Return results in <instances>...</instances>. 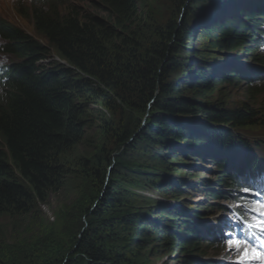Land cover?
Masks as SVG:
<instances>
[{"label": "trees", "instance_id": "1", "mask_svg": "<svg viewBox=\"0 0 264 264\" xmlns=\"http://www.w3.org/2000/svg\"><path fill=\"white\" fill-rule=\"evenodd\" d=\"M82 1L20 0L16 4L18 14L31 22L35 32L58 51L66 64L50 60L42 42L19 26L0 19V37L7 41V52L16 58L0 83V240L3 243L8 232L19 236L20 232L31 230L33 220L38 219V205L46 204L49 195L72 186L76 176L85 177V172L92 169L99 157H91L90 162L74 171L67 163V153L79 145L93 150L94 146L86 141L89 130L97 128V124L101 126V134L113 138V145L100 146L98 152L104 156V164L112 165L111 172H140L141 164L127 160L123 151L118 153V150L134 147L138 139L145 138L172 155L171 162L180 155L187 158L199 154L197 157L201 158L204 154L211 157L220 153L219 160L211 158L221 171L213 181L217 186L204 189L211 200L230 199L232 190L240 191L245 186L246 171H236L231 166L238 145L247 148L248 144L238 143V135L230 129L244 130L256 125L262 119L260 113L245 105L230 109L214 104L206 107L207 104L198 100L186 101L173 95L191 88L194 98H198L219 82L237 79L249 82L248 94L263 93L264 55L256 51L264 47V0H219L220 5L213 2L215 15L203 22L200 30V38H210L212 47L248 53L252 66L245 69L242 65L236 68L225 65L228 69L225 71L223 65L195 61L187 75L176 81L170 80L180 64L176 51L189 42L195 31L193 26L182 29L176 22L149 26L151 18L146 14L145 0H97L94 6L100 14L90 12ZM231 3L232 8L228 6ZM192 53L199 55L196 50ZM255 80L258 82L254 83ZM152 99L155 113L146 127L134 125L117 130L110 121L99 120L94 115L99 106L112 114L133 111L134 107L146 109ZM197 115H200L198 119H191ZM189 118L191 121L186 120ZM252 160L257 163L256 158ZM162 164H156L157 171H161ZM104 175L103 170L101 177ZM151 185L152 189L173 198L183 194V188L174 180ZM108 190L107 187L103 192L96 189L90 196L81 211L83 232L71 246L57 254L59 259L52 258L57 251L50 252L47 245L38 250L35 264H124L106 246V239L113 236V229L119 224L129 231L127 240L135 249L153 236L162 239L166 257L174 254L172 250L176 247L183 254V264H213L212 258L197 262L193 256L198 251L207 253V247L216 240L215 234L211 240L204 236L208 223L193 219L182 207L160 206L159 212L149 213H157L158 218L153 219L138 210H130L129 205ZM208 206L212 208L193 214L199 217L210 214L214 209L212 203ZM5 256L0 245V264H13Z\"/></svg>", "mask_w": 264, "mask_h": 264}, {"label": "rangeland", "instance_id": "2", "mask_svg": "<svg viewBox=\"0 0 264 264\" xmlns=\"http://www.w3.org/2000/svg\"><path fill=\"white\" fill-rule=\"evenodd\" d=\"M19 1L0 0V19L19 26L32 38L42 42L50 53V60L64 62V64L67 63L58 51L49 45L45 38H42L35 32L31 22L18 14L16 4ZM95 1L97 0H84L82 3L90 12L100 14L101 11L94 6ZM217 1L145 0L146 14L149 16V19L151 18L149 26H153L154 23L167 25L176 22L181 24L182 29L185 27L189 28V25L195 28L189 42L181 45L176 51V58L180 64L177 67V73H171L170 80H180L181 76L187 75L190 65L196 64L195 61L223 65L222 69H225V71L228 70L226 66L236 68L238 65H242L245 69L252 66L248 53L244 51L242 54L240 52H227L224 48L210 46V38L206 40L200 38L202 35L200 30L203 22L208 21L212 15H215L213 2L216 5L222 4V1L220 3ZM183 4L184 7H181ZM228 6L232 8L233 3ZM230 14L234 13L230 12ZM212 19L214 18L212 17ZM192 50H196L199 55L193 54ZM256 52L264 55V47L257 49ZM11 59L12 61L15 60V58ZM242 70L248 74V71ZM256 82L258 80L254 81V83ZM248 85L249 82L247 83L242 79L241 81L237 79L235 82L229 83L223 81L215 85L214 89H210L202 97L194 98L195 95L191 92V88L183 90V92H179L178 95L174 94L173 96H180L186 101L192 99L197 102L198 100L201 104H207L206 107L214 104L216 107L230 109L245 105L260 113L262 119L256 125L246 127L244 130L243 128H237L234 130L230 129V131L232 134L236 133L238 135V143H251L247 146L249 149H241V151L251 150L256 155L264 157V88L262 94L254 96L255 94L253 93H247L246 89ZM153 103L154 99L147 105L146 109L134 107L133 111L123 110L119 114H112L106 108L99 106V110L94 111V115L99 120L110 121L113 127L116 126L117 130L128 126L133 127L134 125H139V128L146 127L153 113H155L152 106ZM197 117H200V115L193 116V118ZM89 132L90 136L87 138L86 144L93 145V150L86 145L76 146L74 150L67 153V163L71 170L76 171V169H79V166L81 167L82 164L90 162L93 157H99L95 161L92 169L85 172V177L83 175L76 176L72 186L67 189H60L56 194L49 195L46 204H39L37 210L38 215L36 214L38 219L33 220L34 225H32L31 230L28 232H20L19 236L16 232H6L7 234L4 235L5 242L3 243L0 240V245L6 255L4 258L6 261L8 260L13 264H35L34 257L39 254L38 250L45 248L47 245L50 252L57 251L53 253L56 255L52 254V258L54 259L56 256L55 260L59 259L57 254L60 255L61 250L71 246L72 242L83 232L85 225H83L84 217L81 211L88 204L90 196L96 189L103 192L107 187L109 194H113L122 203L129 205L130 210H138L142 215L153 219L158 218L157 213H149L151 211L159 212L158 209L160 206L166 208L182 207L191 213V217H194L196 214L194 215L193 211L200 212L203 209L205 210V208H212L208 206L212 203L214 210L210 214L201 217L196 215L198 216L196 220L203 223H213L216 231L217 225L220 222L214 223L213 221L215 219L219 220L220 217L222 221H230L229 216L233 214L232 210L229 212L222 211L223 205L231 208L232 206L247 202L248 207H251L255 203L254 197L250 193L242 191L245 187H242L240 191L232 190L230 192V199L219 198L211 200L206 196L204 189L209 186H217L213 181L221 174V171L216 169L214 161L211 159L214 157L215 160H218L221 155L220 153L211 157L204 154L201 158L197 157L199 154L187 158L180 155L179 159L171 162L172 155L163 152L158 146L153 145L143 138L138 139L134 143V147H129L124 151V146L118 150V153L123 151L122 153H124L127 160L138 165L141 164L140 172L118 170L119 173H117V170L111 172L112 165L107 166V164H104V156L98 154L100 146L109 148L110 144L113 145V138L101 134V126L98 124L97 128L94 126ZM253 145L260 150L255 149ZM166 154V158H163ZM156 164H162L161 171L156 170ZM165 167L168 169L166 170ZM103 170L105 175L101 177ZM81 172L83 171L81 170ZM159 174L161 175L159 176ZM173 180L177 186L183 188V194L177 198L171 197V194L165 195L155 188L152 189V182L163 183L164 181ZM253 182L259 183L258 176L255 181H251L249 184L251 185ZM253 190L254 188L251 187V191ZM110 213L109 211L105 215H109ZM249 215H254V213H249ZM206 228L207 233L204 236L211 240V234L214 229L208 228V226ZM225 230L227 231L229 229L225 226ZM234 233L236 236L248 240L251 244L261 249L260 245L262 243L260 240L264 238L262 232L257 233V239L252 235L247 237L243 233ZM152 235L155 236L156 234ZM127 236H129V231L119 224L113 229V236L106 239V246L110 253L122 258L124 264H183V254L176 247L172 250L175 251L174 254L166 257L165 247L161 244V238L152 236L150 241L145 244L142 243L135 249L131 247ZM211 243L207 247V253H201V251L194 253L193 256L197 262H205V260L215 257L213 264H234L235 256L238 253L228 250L226 239H218V241L214 239ZM200 245L202 244L200 243ZM246 264H258V261L253 259L247 261Z\"/></svg>", "mask_w": 264, "mask_h": 264}, {"label": "snow or ice", "instance_id": "3", "mask_svg": "<svg viewBox=\"0 0 264 264\" xmlns=\"http://www.w3.org/2000/svg\"><path fill=\"white\" fill-rule=\"evenodd\" d=\"M243 192H248L251 195H259V192H252L251 186L242 189ZM243 209V210H242ZM255 213V215H249ZM237 218L241 224L249 230L250 235L255 236L256 231L264 232V201H256L251 207H248L247 202L237 205ZM217 238L225 240L230 252L238 253L235 256L234 264H246L249 260H256L258 264H264V250L257 248L248 240L236 236L231 230H225L223 224L217 225ZM261 243H264V238H261Z\"/></svg>", "mask_w": 264, "mask_h": 264}, {"label": "bare ground", "instance_id": "4", "mask_svg": "<svg viewBox=\"0 0 264 264\" xmlns=\"http://www.w3.org/2000/svg\"><path fill=\"white\" fill-rule=\"evenodd\" d=\"M218 3H220V1L218 0L217 1ZM5 79V78H4ZM3 79V80H4ZM251 144V143H250ZM250 144H248V145H250ZM254 146V145H253ZM261 148V147H260ZM241 149H249L248 147L247 148H243V146H241V145H238V152L236 153V156L233 158V159H235L237 162H238V166H239V168L240 169H242V171L241 172H243V171H246V175H247V173H248V177L247 178H245L244 179V184H245V186H243V187H249V186H253V185H255V186H260L261 184H263L264 183V157H262V156H259V155H255V158L257 159V163H261L262 164V166H260V165H258V164H256L253 160H252V158L251 157H248V160H249V162H248V166H245V167H243V166H241V163L239 164V159H241V161L243 162V161H245V162H247V159H245V154L243 153V151H241ZM245 151H247V150H245ZM252 154L254 155L255 154V152H252ZM259 156V157H258ZM262 157V158H261ZM220 159V158H219ZM218 159V160H219ZM238 166H236L235 165V163H233L232 164V168L234 169V170H236V171H240V169L238 168ZM231 169V168H230ZM251 171V172H250ZM258 176V179H259V183H257V182H253L251 185L249 184V183H251V181H255L256 180V177ZM246 177V176H245ZM224 206V205H223ZM226 209H225V212L227 211V212H229L230 210H232V211H235V210H237V206H232V207H234V208H229V207H226V206H224ZM236 207V208H235ZM193 219H197V217L195 218V216L194 217H192ZM220 221H222V218L220 217L219 218V220H214L213 222L214 223H218V222H220ZM208 224H210V222H208ZM208 228H214V234L217 236V234H216V228H215V226H214V224L212 223V224H210L209 226H208ZM205 236H206V234H205ZM212 237V236H211ZM206 238V237H205ZM211 259V258H210ZM214 260H215V257L214 258H212V261H213V263H214Z\"/></svg>", "mask_w": 264, "mask_h": 264}, {"label": "water", "instance_id": "5", "mask_svg": "<svg viewBox=\"0 0 264 264\" xmlns=\"http://www.w3.org/2000/svg\"><path fill=\"white\" fill-rule=\"evenodd\" d=\"M64 63V62H63ZM66 64V63H65ZM191 119H194L193 117H191ZM191 119L189 118V119H186L187 121H191Z\"/></svg>", "mask_w": 264, "mask_h": 264}]
</instances>
